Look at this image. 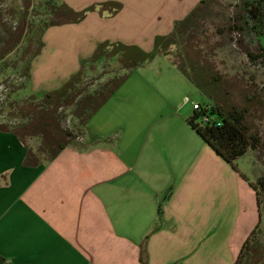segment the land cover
<instances>
[{
	"label": "crops",
	"instance_id": "obj_1",
	"mask_svg": "<svg viewBox=\"0 0 264 264\" xmlns=\"http://www.w3.org/2000/svg\"><path fill=\"white\" fill-rule=\"evenodd\" d=\"M121 1L89 7L127 8ZM189 1L193 8L200 0ZM158 4L165 9L168 0ZM46 33L31 81L47 46ZM118 44L132 52L113 56L107 49L96 66L108 59L122 62L123 69L128 61L133 69L146 60L138 46ZM157 87L162 88L157 92H168L164 85ZM119 90L87 125L74 119L76 142L84 148L68 145L41 166L29 163L31 153L37 157L29 140L0 131V258L5 264H142L144 246L147 264H235L250 234L257 227L264 232L251 187L256 174L250 181L239 166L237 172L221 159L189 125L192 114L168 112L155 122L139 152L119 151L106 130L109 118L103 122L99 117L114 105ZM134 95L123 102L144 103L141 97L148 91Z\"/></svg>",
	"mask_w": 264,
	"mask_h": 264
},
{
	"label": "rangeland",
	"instance_id": "obj_2",
	"mask_svg": "<svg viewBox=\"0 0 264 264\" xmlns=\"http://www.w3.org/2000/svg\"><path fill=\"white\" fill-rule=\"evenodd\" d=\"M104 1L106 0H66L65 2L68 5L73 4L79 8V12H82L91 4H102ZM115 1L117 0H112ZM160 1L162 0H126L124 3L127 8L122 10L117 8L100 10L102 6L98 5V10L94 11V14L92 12L86 14L85 22L82 24L50 28L45 36L46 49L33 70L35 74L33 81L28 82L22 77L19 67L12 68L3 76V80H0V122L23 123L21 118L12 119L8 114L11 111L10 104L20 102L21 105H27L26 100L43 103L45 93L61 89L75 75L83 62L94 55L97 43L103 41L110 43L107 52L119 42H125L138 46L149 56L145 61L137 63L140 67L133 69H123L122 62L110 64L108 59L102 60L103 62L99 63L96 69L85 70L78 86L96 89L106 80L105 78L120 79L127 76L115 100H112L115 101L114 105L110 104L99 115L103 122L109 118L106 130L121 152H139L146 137L155 130L153 128L155 122L168 112H178L181 116H188L193 114L196 106L208 104L206 96L192 83L190 64L191 61L196 62L198 58L194 49L196 44L200 43L198 45L200 47L204 40L208 41V45L220 44L216 54L220 62L218 70L221 73L229 75L231 79L235 74L241 75L264 95V70L252 66L246 58L243 45L233 42L240 40V36L226 32L234 28L233 21L240 16L239 0H206V6L200 9L196 8L203 0L193 8L189 0H183L182 3H178V0H168L165 9L156 7L160 6L158 4ZM13 2L20 4L21 0H5L4 3H0V14L3 13L1 9L13 7ZM62 3L60 0L48 5L45 0H36L37 14L29 17L30 22L37 24L48 22L52 13L56 12V5L60 6ZM195 10L198 11L193 14ZM117 11L119 14L113 16L112 14ZM154 16H158L159 20ZM3 19L8 25L5 26L6 28L2 25L0 15V26L4 28L9 40H6L0 49L3 47H5L4 51L14 49L8 59L20 60L22 52L28 47L29 54H34L39 46L33 37V32L30 30L28 34L26 26L24 29L23 24L20 25L16 17L6 15ZM220 31L226 33L221 37ZM216 35L218 37H213ZM158 37L159 45L156 46ZM145 38L146 45L143 47L141 44ZM260 44L264 47V38L260 39ZM209 55L206 57L208 68L214 73L215 61ZM188 57L192 60L190 61ZM177 67L181 69L178 70ZM183 69L187 74L181 71ZM0 73H6L4 67L0 66ZM6 78H9L7 83L9 85L4 81ZM10 85L12 88H9ZM159 85H164L168 92H157L156 89H162L157 87ZM228 85L232 98L244 102L241 92L242 79L228 80ZM17 87L21 89L14 92V88ZM143 91L144 93L148 91V96L141 97L144 103L137 102V106H134V101L128 104L123 102L124 99H134V94L137 96ZM34 94L37 98L31 99ZM50 105L60 106L55 100ZM31 108L33 109L32 106ZM44 114H36L35 121L45 120L46 116L47 121H50L49 113L44 112ZM61 122L62 126L71 129L77 135L76 130L72 128L76 122L73 116H67L64 124L61 118ZM56 126L61 127L60 120L52 124L53 129ZM256 126L264 136V116L256 119ZM28 140L37 151L41 139L29 137ZM237 164L248 180L253 181L255 174L257 176L255 182L259 178H264V154L255 153L254 156L251 154L238 160ZM262 213L264 217V205ZM260 239L264 242V232Z\"/></svg>",
	"mask_w": 264,
	"mask_h": 264
},
{
	"label": "trees",
	"instance_id": "obj_3",
	"mask_svg": "<svg viewBox=\"0 0 264 264\" xmlns=\"http://www.w3.org/2000/svg\"><path fill=\"white\" fill-rule=\"evenodd\" d=\"M16 1V0H13ZM18 1V0H17ZM1 0L0 3H4ZM48 5H52L54 0H45ZM240 16L235 18L234 28L228 29L226 32L230 34H238L240 40L233 41L243 45L246 58L252 66L259 67L264 70V47L260 44V39L264 38V0H239ZM36 0H21L20 4H14L13 7L8 6L6 9H1L2 25L4 28L8 26L4 21V16L8 15L16 17L19 24H23L33 32V37L38 43V50L34 54H29L28 48L25 49L20 60L10 61L9 55L13 54L14 49L4 51L5 47L0 49V66L4 67V72L0 73V80L8 74L12 68L21 69V76L28 82L32 80V67L34 61L40 57L45 47L44 35L47 30L53 27H60L69 24H80L86 14L93 12L96 7L91 6L82 12L75 11L67 4L60 6L56 5V12L52 13L48 22L44 24L31 23L29 17L37 14ZM107 6V4H104ZM206 6V0H203L196 9ZM198 11L195 10L193 14ZM32 13V14H31ZM69 15V16H68ZM0 26V47L9 37L4 33V28ZM225 31H220L222 37ZM27 34V35H28ZM218 37V35L213 36ZM208 39V38H207ZM211 39V37H210ZM159 38L156 40V46ZM208 41L202 42L200 47L196 44L195 51L198 55L197 61H191L192 83L202 92L208 99L206 106H197L194 109L192 116L188 119L189 125L197 132V134L209 145L216 153L229 164L235 171L239 172L238 160L245 157L249 153L264 154V136L256 126V119L264 116V95L259 89L244 77L235 74L234 78L242 79L243 88L242 98H232L228 80H233L229 75H225L218 70L220 62L217 60L216 50L220 44L208 45ZM226 44V43H225ZM110 47L109 42L101 43L93 57L83 63L80 71L75 74L61 89L47 93L43 98V103L35 100H26L27 105H21L20 102L11 103L9 108L12 119L21 118L23 123L0 122V131L10 132L17 135L23 141H27L29 137H38L41 139V145L37 150V157L34 158L32 153L29 156V163H35L36 166H41L45 162L53 161L59 153L68 145L79 146L84 148L81 143L77 144L76 134L62 126L65 118L73 116L75 120L83 125H87L93 113L102 108L105 103L119 90L126 81L127 76L123 78L106 79L96 89L89 86L78 87L81 79L85 74V65L90 64V69H96V64L108 54L106 50ZM111 55H122L132 52V49L125 45H115L111 50ZM212 56L215 61L213 70H209L207 55ZM149 57L146 55V58ZM125 69L132 68L134 64L124 62ZM183 73L187 74L183 69ZM2 72V71H1ZM6 84L9 78L4 80ZM9 85V84H7ZM12 88L10 85L9 88ZM20 87L14 88V92L20 90ZM31 99H35L32 96ZM53 100L59 102L60 106L52 107L50 103ZM32 104H31V103ZM33 107V109L31 108ZM73 107L68 113L66 109ZM48 112L50 121L45 120L35 121L36 114H44ZM60 120L61 127L53 129L52 124ZM27 144V143H26ZM29 145V144H28ZM49 157V158H48ZM251 187L257 194L259 208L262 211L264 205V178H259L257 182L252 183ZM162 209H160L161 212ZM160 222V220H159ZM262 232L257 227L245 241L241 253L235 264H264V242L261 241ZM149 237H147L148 239ZM146 247L141 249V262L147 264L144 259L146 255ZM7 260L0 258V264H5Z\"/></svg>",
	"mask_w": 264,
	"mask_h": 264
},
{
	"label": "built area",
	"instance_id": "obj_4",
	"mask_svg": "<svg viewBox=\"0 0 264 264\" xmlns=\"http://www.w3.org/2000/svg\"><path fill=\"white\" fill-rule=\"evenodd\" d=\"M186 101L188 102V100H186ZM195 108H197V106H196ZM195 108H194V109H195Z\"/></svg>",
	"mask_w": 264,
	"mask_h": 264
}]
</instances>
